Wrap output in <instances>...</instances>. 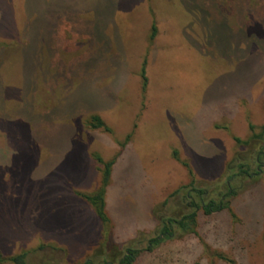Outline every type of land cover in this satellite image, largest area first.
<instances>
[{"label": "rangeland", "instance_id": "1", "mask_svg": "<svg viewBox=\"0 0 264 264\" xmlns=\"http://www.w3.org/2000/svg\"><path fill=\"white\" fill-rule=\"evenodd\" d=\"M263 124L264 0H0V264H264Z\"/></svg>", "mask_w": 264, "mask_h": 264}, {"label": "trees", "instance_id": "2", "mask_svg": "<svg viewBox=\"0 0 264 264\" xmlns=\"http://www.w3.org/2000/svg\"><path fill=\"white\" fill-rule=\"evenodd\" d=\"M152 31L150 35V39H153L155 34H156V27L155 24H152ZM145 63L142 66V76L144 78V81H146L145 78ZM90 125L94 128L98 127H104L107 130V127H105V124L101 120V118L94 114L90 116ZM250 128H253L252 125H250ZM262 133L256 134V137H260L264 133V124L262 125ZM247 142V141H246ZM245 142V143H246ZM99 161V159H97ZM260 152H258V158L256 161L259 163V167L261 166L260 164ZM113 163V160L107 161L104 163V168L102 170V180H101V186L98 189L97 192L93 193L91 196H86L87 200L91 202V204L94 206L95 212L100 220V222L104 226H108L109 220L108 216L106 215L104 211V202H103V197H104V192H105V187L108 183L109 175H110V167L111 164ZM239 173L245 174L247 176L252 175V172H249L247 168L243 169V167L240 165L238 166ZM259 173L254 172V174ZM191 191L195 193V196L199 200H195L193 195H191ZM204 190L202 189H196L195 187L190 188L189 192L185 195L186 198H188V207L191 209V211L187 214H184L178 219H171L168 218L165 220L163 226L159 231L152 237H150L147 242H146V250H152L154 245L159 244L164 238L170 237L172 235V232L170 231V227L172 223H175L178 227L181 229H185L191 232H194L193 227H189L190 224L195 223V217H196V212L201 209L205 214H210L215 211H221L225 208V205L223 204V199H220L218 201L215 200H209L207 202H204L201 198L203 195ZM233 192L231 190H227V192L224 194V196L227 195H232ZM106 232V229L105 231ZM139 253V250L136 248H126L124 254L121 256L117 264H133L137 255ZM26 255L27 252H21L15 256H12L9 258L11 262L14 264H26ZM83 264H92L89 260L85 261Z\"/></svg>", "mask_w": 264, "mask_h": 264}]
</instances>
